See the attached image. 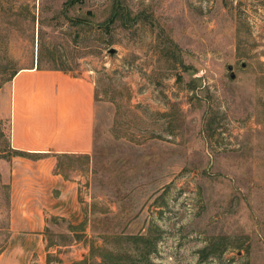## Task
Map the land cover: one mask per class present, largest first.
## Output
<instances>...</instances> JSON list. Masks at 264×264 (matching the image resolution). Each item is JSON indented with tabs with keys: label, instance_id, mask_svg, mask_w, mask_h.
Here are the masks:
<instances>
[{
	"label": "rangeland",
	"instance_id": "rangeland-1",
	"mask_svg": "<svg viewBox=\"0 0 264 264\" xmlns=\"http://www.w3.org/2000/svg\"><path fill=\"white\" fill-rule=\"evenodd\" d=\"M36 65L94 79L90 154L12 155L11 81ZM94 245L264 264V0H0V264Z\"/></svg>",
	"mask_w": 264,
	"mask_h": 264
},
{
	"label": "crops",
	"instance_id": "crops-1",
	"mask_svg": "<svg viewBox=\"0 0 264 264\" xmlns=\"http://www.w3.org/2000/svg\"><path fill=\"white\" fill-rule=\"evenodd\" d=\"M9 101L12 148L56 155L93 151L96 87L90 74L22 68L11 81Z\"/></svg>",
	"mask_w": 264,
	"mask_h": 264
},
{
	"label": "trees",
	"instance_id": "trees-1",
	"mask_svg": "<svg viewBox=\"0 0 264 264\" xmlns=\"http://www.w3.org/2000/svg\"><path fill=\"white\" fill-rule=\"evenodd\" d=\"M12 155H20V156H45L47 153H38V152H29L19 149H12ZM150 235H137L130 236V239L141 240L143 241V247L141 249L136 250L137 256H142L143 261L149 260V256L151 253L157 250L156 243H151L149 239ZM135 255L123 256L122 253H111L104 245H94L91 249V252L84 259L72 261L69 264H132V260H134ZM50 262V254L48 263Z\"/></svg>",
	"mask_w": 264,
	"mask_h": 264
},
{
	"label": "water",
	"instance_id": "water-1",
	"mask_svg": "<svg viewBox=\"0 0 264 264\" xmlns=\"http://www.w3.org/2000/svg\"><path fill=\"white\" fill-rule=\"evenodd\" d=\"M116 51V49L115 48H111L110 49V53H114ZM233 68V66L232 65H229V69H232ZM235 76V74L234 73H232V77H234Z\"/></svg>",
	"mask_w": 264,
	"mask_h": 264
}]
</instances>
